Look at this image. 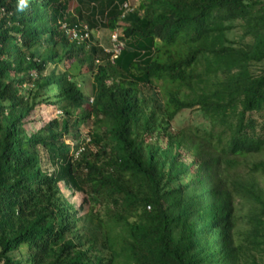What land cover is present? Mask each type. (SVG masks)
<instances>
[{"label":"trees","instance_id":"1","mask_svg":"<svg viewBox=\"0 0 264 264\" xmlns=\"http://www.w3.org/2000/svg\"><path fill=\"white\" fill-rule=\"evenodd\" d=\"M18 4L0 0V264H264V0ZM41 104L60 119L28 132ZM194 108L207 126L171 127Z\"/></svg>","mask_w":264,"mask_h":264},{"label":"rangeland","instance_id":"2","mask_svg":"<svg viewBox=\"0 0 264 264\" xmlns=\"http://www.w3.org/2000/svg\"><path fill=\"white\" fill-rule=\"evenodd\" d=\"M137 0H128V3L131 5H135ZM241 31L239 28H236L230 35L229 38L233 41H238L239 35ZM95 41L105 49L111 47L110 42V32L106 30H98L94 32ZM85 66V64H84ZM83 66V67H84ZM84 69V68H83ZM83 91L88 94L90 90L91 80L88 76H86ZM51 119H60L59 110L53 108V106L45 104H41L36 107V109L29 116L28 121L25 125L28 132L38 130L43 124L47 123ZM186 125H197L199 127L207 126V121L201 111L197 108L185 110L181 112L175 120L172 122L171 127L174 129L186 126ZM86 133L87 127L83 126L79 128V131L72 138H67L66 141L69 143V149H80L83 144L86 142ZM69 137V136H68ZM80 145V147H79ZM61 192L65 196L68 202H73L76 207L79 205H83L84 208L87 209L88 204L85 202V196L81 193H71L70 190L61 185Z\"/></svg>","mask_w":264,"mask_h":264},{"label":"built area","instance_id":"3","mask_svg":"<svg viewBox=\"0 0 264 264\" xmlns=\"http://www.w3.org/2000/svg\"><path fill=\"white\" fill-rule=\"evenodd\" d=\"M123 10L124 12H128L131 10V7L125 3L123 4ZM63 31L71 41H75L79 44L84 41H90L91 32L86 24H81L79 26L63 25ZM110 41L111 47L108 49L104 48V51L111 53V58H115L123 46V42L119 39L118 33L116 31H112L110 33Z\"/></svg>","mask_w":264,"mask_h":264},{"label":"clouds","instance_id":"4","mask_svg":"<svg viewBox=\"0 0 264 264\" xmlns=\"http://www.w3.org/2000/svg\"><path fill=\"white\" fill-rule=\"evenodd\" d=\"M26 6H27V0H19V4L17 6V11H23Z\"/></svg>","mask_w":264,"mask_h":264}]
</instances>
